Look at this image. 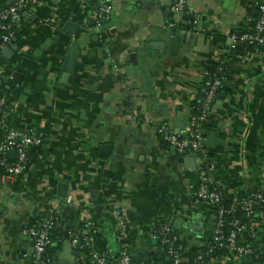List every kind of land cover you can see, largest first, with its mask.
<instances>
[{"label": "crops", "instance_id": "0c3cea01", "mask_svg": "<svg viewBox=\"0 0 264 264\" xmlns=\"http://www.w3.org/2000/svg\"><path fill=\"white\" fill-rule=\"evenodd\" d=\"M35 1L16 24L23 32L13 37L12 58L0 63V96L8 101L0 110V140L7 128L42 135L35 149L29 147L23 173L0 171V264H31L27 225L50 209L67 234L53 242L50 264H91L70 241L76 235L82 242L86 220L95 227L96 249L116 257L113 207L128 220L136 258L156 250L151 224L162 218L177 231L182 257L191 261L209 238L210 205L192 199L191 171L154 125L186 131L207 66L241 45L231 44L230 36L253 27L255 0H183L178 19L171 9L178 0ZM102 4L111 5V14L96 25L88 15ZM66 21L77 25L74 33L64 28ZM72 40L80 53L63 78ZM230 76L229 92L215 102L202 129L204 142L221 149L240 188L263 191L264 46L236 54ZM101 145H108L105 154ZM38 146L41 152L31 156ZM59 184H65L64 196ZM255 220L254 234L245 236L254 254L220 255L207 264H264V211Z\"/></svg>", "mask_w": 264, "mask_h": 264}, {"label": "built area", "instance_id": "2783aa9c", "mask_svg": "<svg viewBox=\"0 0 264 264\" xmlns=\"http://www.w3.org/2000/svg\"><path fill=\"white\" fill-rule=\"evenodd\" d=\"M36 4L35 0H8L0 8V52L13 38V32L10 29L11 22H17L21 14L28 12ZM111 5L102 4L92 9L88 15V19L92 20L96 25L108 18L111 14ZM172 11L177 13L185 11L183 0H178L171 7ZM256 19L253 27L241 34H231L230 41L234 44L236 41H247L253 44V50L258 51L260 46H264V0L256 4ZM173 22L169 23L172 27ZM239 37V38H238ZM208 84V83H207ZM225 81L215 78L208 85L200 104L201 110L196 116L189 120L188 128L184 133L175 132L172 128L165 124H155V130L159 139L167 145L175 147L176 153L183 160L186 157L194 159V170L198 171L199 186L195 193V201H204L210 205L216 204L221 200V188L216 183L213 188L209 187L212 180L214 167L212 163H208L204 158L206 150L204 149V136L200 130V122L206 120L207 116L212 112L210 102L213 99L214 91L223 86ZM7 99L0 96V110L7 107ZM42 142V135L33 129H14L7 128L0 140V166L3 173L9 177H16L23 172L25 161L27 160V152L30 146L39 145ZM15 149L17 155L13 160H7V152ZM201 154V155H200ZM189 171H194L187 168ZM241 208L245 211V217L249 221H241L238 218H232L228 221L229 228H225V221L222 214L225 210L219 206L214 215L212 223V232L210 235V243L206 250H201L191 257L193 264H207L208 260L216 256L210 255L212 249L216 247L221 250L220 255L235 254L238 256H247L254 254L256 249L251 246L250 241L245 236L254 234L256 220L251 219V215H262V211H255L254 206L257 203H264L262 190H256L248 193L241 199ZM111 215L115 219L117 236L119 240L118 255L109 258L99 252L95 247L94 233L95 227L90 220H86L82 235V242L73 235L71 238L72 245L84 250L89 255L91 264H156L155 262L145 263L135 261L130 250L129 238L131 236V228L124 213L117 207L110 209ZM53 210H48L47 216L39 223L28 228L27 232L33 241V253L31 264H49L50 259L44 255L46 247L51 243L49 235L50 229L55 225L57 219L52 215ZM154 223V222H153ZM153 223L151 224V237L153 240L160 239L163 244L167 257L171 259L169 264H185V260L181 253L176 249V242L179 239L177 235L171 234L172 226L168 223L160 225L159 233L152 232ZM208 241V240H207ZM211 243L213 245H211ZM218 255V256H220Z\"/></svg>", "mask_w": 264, "mask_h": 264}, {"label": "trees", "instance_id": "16d2710c", "mask_svg": "<svg viewBox=\"0 0 264 264\" xmlns=\"http://www.w3.org/2000/svg\"><path fill=\"white\" fill-rule=\"evenodd\" d=\"M8 0H0V8L7 2ZM261 1V0H255L256 4ZM256 19V18H255ZM24 20V15L21 14L20 19L18 21ZM17 22H11L10 24V29L13 32V37H18L21 32L16 28ZM255 22V21H254ZM254 25V24H253ZM246 32V31H245ZM241 34V33H239ZM239 34H236L239 36ZM239 38V37H238ZM262 46H260L261 48ZM259 48V49H260ZM253 50V44H249L247 41H241V45H233L232 47H229V50L226 52V54L219 60L212 62V66H207V70L204 73L203 79H202V87L197 95V97L192 101L191 103V113L196 115L200 112L201 110V104L200 101L202 97L204 96L205 91L208 90V85L209 83L214 80L215 78H220V80L225 81L229 80L231 78L230 73H231V67L235 61V55L240 54V53H245L248 51ZM208 83V84H207ZM229 92V88L227 84H224L221 87H218L213 94V99L210 102V106L213 107L215 102L219 99H222L227 93ZM212 112L207 116L206 120L200 122V130L205 137V133H203L202 129L206 128L207 124L206 121L208 118H211ZM39 147V146H38ZM204 149L206 150V154L204 155V158L208 163L213 164V169H214V175L212 177V180L209 182V187L213 188V186L218 183L219 187L221 188V200L216 203L212 204L211 210L208 213L209 220L207 221V224L205 226L206 228V234L208 235V241L204 245V248L202 250H206L209 241H210V235L212 232V223H213V218L215 213L217 212V209L219 206H221L225 212L222 214V217L224 218L225 221V228H229L228 221L232 218H238L241 221H249V218L245 217V211L241 208V199L242 197L246 196L250 192L256 191V189H248L244 190L240 188L241 186V181L238 177H234L233 175H230L229 172L226 170V160L221 157V149L220 148H209L205 145H203ZM29 151V149H28ZM37 152H41L40 147L38 150L33 151L31 153V156H34L37 154ZM7 157V156H6ZM8 159V158H7ZM29 162L25 165L23 172L27 169ZM3 172V171H2ZM0 172V175L2 174ZM22 172V173H23ZM199 178H198V171L194 170L190 172V187L192 191V199H195V193L197 191V188L199 186ZM263 193V198H264V190L262 191ZM255 211L261 210L264 211V203H257L255 206ZM48 214V210H45L44 212H41V215H36L32 218H30L29 223L27 225V228L31 227L32 225H35L39 222H41ZM55 216V218L58 221V216L53 212L52 214ZM259 216L256 214L251 215V219H257ZM57 221L55 222V225L50 229L49 235L51 238V243L46 247L45 249V256H50L52 251L55 249L53 245V242L59 238V237H67V234L60 231L59 228H57ZM170 224L166 220L162 218H158L154 220L153 227H152V232H158L159 233V228L160 225L162 224ZM171 225V224H170ZM177 231L172 230L171 234L177 235ZM178 236V235H177ZM155 245H156V250L150 252L146 258H144L142 261L145 263L149 262H155L156 264H169L171 262V259L167 257V254L165 252V249L163 247V244L160 243V239H155ZM130 244V250L133 254V259L135 261H138L136 258V254L133 252V242H134V236L133 232H131V236L129 238ZM180 240L178 239L176 242V249L182 254V250L179 248L180 246ZM211 245H213L211 243ZM252 244L251 246H253ZM212 253L210 255L213 256H218L221 254V250L217 249L214 247L212 249ZM50 264V262H49ZM185 264H193L192 261H186Z\"/></svg>", "mask_w": 264, "mask_h": 264}, {"label": "water", "instance_id": "95a60500", "mask_svg": "<svg viewBox=\"0 0 264 264\" xmlns=\"http://www.w3.org/2000/svg\"><path fill=\"white\" fill-rule=\"evenodd\" d=\"M148 1V0H147ZM184 12L183 11H179L177 13H175L174 18L178 19L180 15H183ZM93 24V23H92ZM77 25L71 21H66L64 24V28L71 32L74 33L76 30ZM172 32H175V29H172ZM189 35V34H188ZM15 38H12V40L8 43V46H5L1 52H0V63L2 62L3 59H11L15 50ZM178 45H179V37L175 36L173 37V42H172V52L175 53L178 49ZM155 47L161 49V44L160 45H156ZM80 53V47L77 44V42L75 40H72L68 50L65 54L64 60H63V78H66L69 74V72L72 70L73 67V63L75 58L79 55ZM3 78L0 79V81ZM31 149H35V145L30 146ZM108 145H101L99 146L100 149V153L101 154H105V151L107 150ZM170 151L172 152L173 155H175V147L170 145L169 146ZM8 155L12 156L13 158L16 157L17 155V151L15 149H10L7 153ZM201 155V154H200ZM28 157V155H27ZM25 164H27V160L25 161ZM184 164L187 168H191L192 170H194V159L191 157H186L184 159ZM1 166H0V171H1ZM65 184H59V194L61 196L65 195ZM142 257V253H138L137 254V259L141 260ZM54 264H67V262H54Z\"/></svg>", "mask_w": 264, "mask_h": 264}]
</instances>
